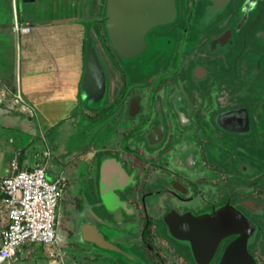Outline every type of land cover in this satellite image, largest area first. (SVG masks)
Listing matches in <instances>:
<instances>
[{
  "label": "flooded vegetation",
  "instance_id": "flooded-vegetation-1",
  "mask_svg": "<svg viewBox=\"0 0 264 264\" xmlns=\"http://www.w3.org/2000/svg\"><path fill=\"white\" fill-rule=\"evenodd\" d=\"M235 1L241 3L231 0L223 13L204 28L207 32L203 35L198 20L206 0H176V21L164 32L172 40L170 52L160 53L161 59L153 54L156 58L152 67L154 62L156 66L146 75L139 73V63L129 62L125 67L116 62L112 68L115 90L110 96L108 80V104L96 110V126L80 132L88 138L84 147L68 151L52 174L64 184L58 223L64 221L68 228L92 223L126 252L114 255L117 261L198 264L189 242L174 238L165 218L168 214L209 218L223 207L227 226L230 212L247 221L238 227L248 230L246 252L253 264H264V103L260 105L249 90L253 87V92L259 91L261 87L248 85L247 96L252 98L248 100L252 107L247 109L248 126L230 118L216 124V114L225 115L230 109L245 106L234 98L230 101L235 94L229 88L235 83L227 72L230 67L220 72L209 61L216 53L209 48L210 43L201 47L205 36L219 28H232L234 19H239L236 7L231 14L230 3ZM262 4L255 5L248 24L258 25L264 16ZM222 41L227 45L229 39L224 35ZM221 48L218 50L224 52V46ZM192 53L203 57L201 63L187 61ZM198 67L205 68L206 74H201L204 78L190 73ZM198 73L196 70L194 74ZM255 77L264 81V72L260 70ZM237 91L238 95L246 94L244 87ZM196 93L201 94L197 100ZM233 131L235 138L229 135ZM43 161L46 166L47 159ZM108 188L117 200L111 202L113 205L102 198L103 189ZM107 232L112 234L108 236ZM133 235L136 238L130 237ZM237 235H224L204 264H218ZM128 236L130 241L124 238ZM240 258L233 254L234 262L230 264H241Z\"/></svg>",
  "mask_w": 264,
  "mask_h": 264
},
{
  "label": "crops",
  "instance_id": "crops-1",
  "mask_svg": "<svg viewBox=\"0 0 264 264\" xmlns=\"http://www.w3.org/2000/svg\"><path fill=\"white\" fill-rule=\"evenodd\" d=\"M100 12L99 0H0V92L5 94L0 96V152L19 147L21 152L12 156L18 167L38 158L32 144L41 130L60 124L57 130L70 126L80 133L96 126V110L79 106L78 101L87 34ZM14 21L29 25V31L16 34ZM196 70L197 75L190 70L192 76L202 78V71ZM109 74L111 96L115 77ZM15 87L33 111L5 108ZM229 88L236 94L239 85ZM200 95L196 93L195 99ZM81 119H86L82 126Z\"/></svg>",
  "mask_w": 264,
  "mask_h": 264
},
{
  "label": "water",
  "instance_id": "water-1",
  "mask_svg": "<svg viewBox=\"0 0 264 264\" xmlns=\"http://www.w3.org/2000/svg\"><path fill=\"white\" fill-rule=\"evenodd\" d=\"M100 14L91 24V30L88 31L87 40L84 47L83 65L79 82V106L88 110H97L108 104L107 81L109 72H112L113 66L118 62L121 66L126 61L135 59L146 53L150 47L149 33L160 26H172L177 18L176 0H99ZM231 0H206L204 3L203 16L198 20V29L206 34L204 28L212 22L216 16L221 15ZM263 0H241L240 4H231L232 8L240 10L241 16L238 20L234 19L232 28H219V30L205 36L201 47L208 45L212 52L217 51L222 46H232L236 36L240 34L242 28L248 24L249 15L253 14L254 7ZM236 4V6H235ZM185 4H183V7ZM264 15V14H263ZM202 17L204 19H202ZM263 20L264 16L260 18ZM251 25V24H250ZM252 26V36L259 38L264 42V29L259 26ZM91 31V32H90ZM151 32V33H152ZM91 33V34H90ZM150 33V34H151ZM153 34V33H152ZM229 39L227 45L222 41L223 36ZM153 36V35H152ZM156 38L158 36L154 35ZM210 41V42H209ZM216 46L218 48L216 49ZM259 54V58L253 62L252 72L248 74L252 78L261 70L264 72V54ZM260 61V62H259ZM255 62H258L255 64ZM194 68L193 73L195 72ZM202 75L206 74L203 67H198ZM108 75V77H107ZM203 77V76H202ZM239 113V115H236ZM237 117V118H236ZM223 118L235 119L237 124L248 126L247 107L228 110L225 115L223 112L215 115V123L220 125ZM103 182H105L103 180ZM103 186V184H102ZM104 188V187H103ZM105 190V191H104ZM103 200L113 205L111 202H117L116 197L110 192V189H103ZM169 215V214H168ZM166 216L165 222L169 233L178 239H185L189 242L192 255L198 264H204L212 255L218 241L227 233H237V237L230 244L229 249H225L218 264H230L234 262L233 254L240 255L241 264H253L249 259L245 249V238L248 230L244 231L238 228L247 221L237 213H229L231 220L224 222L223 207L220 208L213 217L207 218L205 215L191 216ZM76 240L86 246L95 247L100 250L109 251L114 255H126L122 249L105 238L103 234L92 224L88 222L77 223L75 227ZM245 257V261L243 260Z\"/></svg>",
  "mask_w": 264,
  "mask_h": 264
},
{
  "label": "rangeland",
  "instance_id": "rangeland-1",
  "mask_svg": "<svg viewBox=\"0 0 264 264\" xmlns=\"http://www.w3.org/2000/svg\"><path fill=\"white\" fill-rule=\"evenodd\" d=\"M262 2V5H264V1ZM204 8L205 7L202 6L203 11ZM257 26L264 29L263 20H259ZM171 27L172 26H160L154 29L153 31L157 32L156 35L158 37L156 38L152 33L149 34L150 47L146 51V53L136 57L133 60L126 61L123 66L126 67L129 62L139 63L141 65V67L138 68L140 70L139 73H141V75H146L151 69L156 66V62H154L152 67V62L155 61L156 58L155 56L158 54L157 59H161L160 53L163 52L164 55L170 52V50L172 49V40L170 39L169 35L164 33L167 28ZM196 28L195 32H197ZM252 30L253 29L250 24L244 26L240 34L236 36L237 38L235 39V42L232 46H229L228 48L224 47V52L220 51L222 48L217 50L216 53L212 56L213 59H211V56L209 58V61H211L212 64L216 66V69L220 70V72L222 70H225V66L228 65L230 67V70L227 72L230 74V76H233L232 82H235L234 84L239 85V87H244V92H246V94L244 95L234 94L232 98H230V101H232V99L234 98V100L246 106L247 109H250L251 107L248 104V100L252 101V98L250 96H247L248 94L250 95V93L247 92L250 88L248 86L249 83L253 86L260 84L259 86L261 88L259 91L256 89V91L253 92V87L249 90L252 89L251 95H253L254 99H259L258 101L261 103L260 105L264 103V81L260 80L259 77L253 76V79L248 77V74L252 72L251 68L253 66L254 58L255 60H257L259 58V54H264V42H262L261 40L258 41L259 38L255 39L252 36ZM192 42L193 37L188 41L187 52H189ZM153 54L156 55L153 56ZM151 55L153 56L152 58ZM189 57V60H187L189 62L192 60L201 61L203 58L201 55H197L196 53H192ZM143 68L146 71H144ZM85 121L86 119H81L79 121V124L82 126L84 125ZM74 124L76 125L75 127H78V124ZM60 126V124H56L49 130H41V133L38 132L39 134L36 135L32 144L37 157H39V159L41 160L47 159L45 167L48 178H50L53 173H56L55 170L58 168V164L69 154L68 151H77L82 149L84 147V142L88 140L87 137H83V134L79 133V130H69L70 126L67 128V130H57ZM235 133L236 132L233 131L229 135L235 138ZM237 139L238 141L240 140L239 136L237 137ZM45 150L49 151L47 156L43 155V151ZM17 152H21L19 147L12 148L10 149V151L9 149H5V153H3V151L0 152V166L3 165L4 167V171L0 173V176L5 175L10 171L9 162L12 156L14 154L16 155ZM3 155L5 159H3ZM1 160L4 161L1 162ZM0 204H2L1 194ZM107 234L108 236H110L112 233L107 232ZM130 237L136 238L135 235ZM130 237L128 236L124 238L129 240ZM76 239L77 238L75 236L74 226H69L68 228L64 221H62L57 225L56 246L49 248L43 246L42 244H31L22 247L20 246L22 253L17 257V259L12 261L11 264H130L126 260L124 261V259H118V261L115 260L114 254L110 253L109 251L86 246L78 242ZM131 264L134 263L131 262ZM147 264H155V262L149 261L147 262Z\"/></svg>",
  "mask_w": 264,
  "mask_h": 264
},
{
  "label": "built area",
  "instance_id": "built-area-1",
  "mask_svg": "<svg viewBox=\"0 0 264 264\" xmlns=\"http://www.w3.org/2000/svg\"><path fill=\"white\" fill-rule=\"evenodd\" d=\"M16 34L29 31L27 24L14 21ZM5 94H1L3 96ZM5 108L33 111L23 101L18 88L8 93ZM47 150L43 155H47ZM10 171L0 176V264H11L21 254L20 246L57 244L58 204L64 184L58 177H47L44 161L18 167L16 158L9 162Z\"/></svg>",
  "mask_w": 264,
  "mask_h": 264
}]
</instances>
